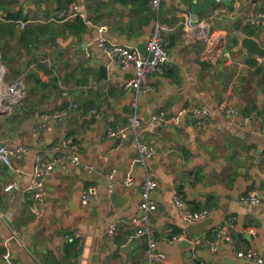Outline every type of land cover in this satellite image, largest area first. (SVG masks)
<instances>
[{"label": "crops", "instance_id": "0c3cea01", "mask_svg": "<svg viewBox=\"0 0 264 264\" xmlns=\"http://www.w3.org/2000/svg\"><path fill=\"white\" fill-rule=\"evenodd\" d=\"M214 3L161 0L155 9L151 0H0V59L6 83L21 84L16 102L0 93V139L30 147L19 163L21 174L0 159V264H63L61 253L70 264H255L236 253L249 247L260 250L264 264V204L240 201L252 189L264 198L263 121L244 127L219 108L225 99L240 114L264 107V55L249 53L240 40L246 34L264 48V24L245 19L247 11L264 10V0L224 1L229 15L213 23L212 41L205 42L185 20L189 11L206 17ZM156 21L169 28L163 43L170 57L150 75L151 89H125L133 68L110 63L99 39L139 48ZM193 105L212 109L205 125L191 114L180 124L151 122L160 109L176 113ZM63 109V119L53 115ZM135 113L144 118L143 139L156 148L146 164L138 160L133 134L119 148L106 134L110 124H126ZM67 137L94 169L86 172L71 161L57 168L42 204L28 190L37 154ZM148 172L158 179V207L149 222L157 249L166 253L159 262L149 261L146 235L130 238L141 227L137 217L144 213L140 202ZM127 173L131 184L124 182ZM12 181L15 186L4 190ZM89 186L97 194L83 204ZM177 198L190 211L211 208L212 222L191 233ZM229 215L236 216L230 229L234 247L224 240L212 252L209 241ZM112 223L118 231L109 236ZM184 228L190 242L195 236L202 242L194 247L183 244L187 238L175 239ZM245 229L255 232L245 236Z\"/></svg>", "mask_w": 264, "mask_h": 264}, {"label": "built area", "instance_id": "2783aa9c", "mask_svg": "<svg viewBox=\"0 0 264 264\" xmlns=\"http://www.w3.org/2000/svg\"><path fill=\"white\" fill-rule=\"evenodd\" d=\"M161 0H151L153 8L157 9ZM226 0H215L213 8L209 15L204 18H198L196 14L189 11L187 14L185 23L186 26L193 30L199 38H202L205 42L212 41L211 26L217 20H221L223 17L229 15L228 10L222 7V4ZM231 2L232 0H227ZM78 6L73 5V9ZM225 11V12H224ZM64 11L59 12V16H64ZM245 19L248 24L254 26H260L264 24V10L257 9L247 11L245 13ZM22 26L25 22H21ZM102 30H106V26L101 27ZM168 26L160 21H156L155 28L147 40V54H143L137 46L128 45L125 43L111 42L105 38L99 39L100 48L107 54L111 62H117L124 70L133 68V75L123 82L125 89L135 88L138 92L149 90L152 88L150 82V75L156 71L161 70L162 65L169 59V49L164 45L163 39ZM7 67L0 59V93L4 98L16 102L21 96V84L20 80L16 79L13 82L6 83ZM74 107L77 104H73ZM219 108L231 116L234 120H237L241 126L248 127L256 123L260 118L263 124L260 128L261 134L264 136V107L258 110H251L244 114H240L237 107L233 105L228 99H225L219 104ZM187 114H191L197 125H205L208 122L209 117L212 114V109L206 105H193L184 106L176 113H170L166 109H160L157 112L151 114L152 123H161L164 126L172 124H180L183 117ZM58 119H63L67 115V110L63 109L53 114ZM144 118L135 113L128 117V121L123 125L110 124L106 130L108 137L116 138L118 143L116 148H119L125 140L133 134V138L136 141L137 148L140 152L138 160L146 164L147 160L152 157L156 148L154 145L148 143L142 137V125ZM44 125H48L47 122ZM30 147L26 144H10L0 139V159L5 162L13 172L23 173L24 170L19 166L20 161L29 153ZM71 161L86 172H92L94 167L92 164L84 162L80 154L79 146L74 141L73 137H67L64 140L56 141L46 148V150L37 154L36 164L31 173V179L28 186V190L31 195L38 199L40 203L45 204L48 195L47 181L49 177L55 172L57 168H67L68 162ZM116 170H112L109 174L111 179L110 189L113 184V177ZM126 184L133 182L132 174L127 173L124 177ZM15 182H9L4 186V190L9 191L15 186ZM158 186L157 176L151 172L147 173V177L143 184L141 192L140 207L144 213L137 217V222L141 224L136 233L130 236L146 235L148 237V249L147 256L149 261L159 262L166 258V253L157 249V242L152 232V227L149 222V213L157 209L158 202L153 195V191ZM97 194V188L95 186H89L81 196L83 204H87L90 199ZM240 201L246 204H264V198L262 197L258 189H252L248 193L240 196ZM176 204L181 207V215L188 224L198 223L213 212L211 208H203L199 211H190L184 207V202L180 199H176ZM236 216L229 215L225 217L222 223L215 228L214 238L209 241V247L212 252L218 251L221 243L225 240L234 247V239L230 234V229L235 222ZM118 231L116 223H112L107 228V234L112 236ZM254 229H245L244 235L247 236L250 233H254ZM188 230L183 229L180 232H176L175 239H189ZM75 237H79L78 232H74ZM202 242L200 236L191 238V243L196 247ZM239 257L246 258L255 264L263 262V256L260 250L249 247L246 250H237Z\"/></svg>", "mask_w": 264, "mask_h": 264}, {"label": "water", "instance_id": "95a60500", "mask_svg": "<svg viewBox=\"0 0 264 264\" xmlns=\"http://www.w3.org/2000/svg\"><path fill=\"white\" fill-rule=\"evenodd\" d=\"M214 2H215V0H209V4H213ZM240 21H241V19L238 22H240ZM172 38L174 39L173 35H172ZM240 40H241L242 47H245L246 49H248L249 53L255 52L259 55H264V48L257 42V40L253 39L250 36H247L246 34H244V36H242L240 38ZM146 46H147V43H142L139 45V49L141 50V52L143 54H147ZM26 65H27V62H26ZM113 195L116 196L117 193L112 194V198H113ZM211 222H212V220L210 218L209 219L206 218V219H204L198 223H195V224H188V223H186V224H187V228L189 229V231L191 233H198L203 228L208 226ZM185 243L191 244L189 239L183 241V244H185ZM127 246H130V243L127 244ZM60 257L62 259L63 264H70V262L63 256L62 253L60 254Z\"/></svg>", "mask_w": 264, "mask_h": 264}]
</instances>
